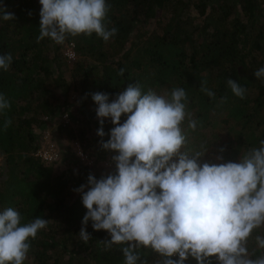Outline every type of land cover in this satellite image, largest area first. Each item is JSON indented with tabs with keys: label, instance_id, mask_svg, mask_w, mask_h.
I'll use <instances>...</instances> for the list:
<instances>
[{
	"label": "trees",
	"instance_id": "16d2710c",
	"mask_svg": "<svg viewBox=\"0 0 264 264\" xmlns=\"http://www.w3.org/2000/svg\"><path fill=\"white\" fill-rule=\"evenodd\" d=\"M106 3L107 27L118 29L114 37L105 42L93 33L69 36L56 44L50 38L37 42L39 0H0V6L14 14V19H0V54L10 53L13 58L7 71L0 69V94L10 103V108L0 112V212L9 207L17 210L21 223L37 217L48 220L31 241L24 264H124L122 245L108 248L103 243L111 239L106 230H94L89 221L86 231L91 238L85 243L79 235L87 209L75 189L85 185L87 191L90 174L99 180L115 172L111 157L116 153L101 144L110 139L114 125L105 118V136L97 135L100 123L93 93H106L111 102L130 84L158 94L184 88L186 111L200 122L193 132L184 121L187 147L193 152L202 145L207 148L199 158L201 164L239 162L264 140V78L254 75L264 67V20L260 16L264 0ZM67 42H73L76 53L70 67L62 53ZM120 69L125 70L123 75H118ZM228 78L246 89L243 99L231 92ZM202 82L216 93L215 99L200 91ZM72 93L74 98L67 103ZM223 97L226 100L221 102ZM65 111L69 121L59 124V131L78 139L84 149L91 148L95 161H111L112 172L93 173L80 164L68 175L34 155L44 117ZM126 118L122 115L121 123ZM5 119L12 121L7 130ZM256 234L264 235V227ZM249 250H255V256L264 254L254 239ZM140 254L148 264L160 260L151 249H141ZM185 264L198 262L189 257ZM212 264L218 261L212 258Z\"/></svg>",
	"mask_w": 264,
	"mask_h": 264
},
{
	"label": "clouds",
	"instance_id": "9594fccd",
	"mask_svg": "<svg viewBox=\"0 0 264 264\" xmlns=\"http://www.w3.org/2000/svg\"><path fill=\"white\" fill-rule=\"evenodd\" d=\"M40 25L37 42L50 38L63 44L67 37L91 36L105 42L117 34L109 29L106 0H39ZM31 15V13H29ZM0 19H14L0 6ZM110 23V21H108ZM10 53L0 54V69L12 63ZM120 69L118 75L124 74ZM264 78V67L254 72ZM231 92L241 99L246 89L231 78ZM200 91L215 99L216 93L204 82ZM100 123L97 135L103 138L105 118L114 127L110 139L101 140L111 157L115 172L99 180L88 176L85 185L75 189L82 194L87 209L79 232L85 243L91 238L86 231L89 221L96 231L106 230L111 239L106 247L122 245L124 264H148L141 260V249H151L160 257L158 264H185L189 257L198 264H264V254L249 250L254 239L264 250V235L254 232L264 227V140L251 148L239 162L200 163L207 152H193L184 128L196 131L198 120L186 111L184 88L170 93L146 92L136 83L118 93L111 102L106 93H93ZM226 97L221 98V102ZM10 103L0 94V112ZM122 115L126 120L121 123ZM5 119L4 130L11 125ZM221 160L222 157H217ZM20 213L9 207L0 212V264H24L31 241L45 229L48 220L37 217L21 223ZM127 245V246H124ZM178 257V259H173Z\"/></svg>",
	"mask_w": 264,
	"mask_h": 264
},
{
	"label": "rangeland",
	"instance_id": "374dc122",
	"mask_svg": "<svg viewBox=\"0 0 264 264\" xmlns=\"http://www.w3.org/2000/svg\"><path fill=\"white\" fill-rule=\"evenodd\" d=\"M192 14L197 17V10L193 9ZM260 16L261 19L264 20V8L261 11ZM66 64L67 67H70L72 65H69L67 62ZM73 98L74 94L72 93L70 97H68L67 103H71V100ZM64 107H66L65 110H67L68 106L66 104L64 105ZM65 113L67 112L65 111ZM45 120L46 123L42 125L41 132L39 136H37L39 138L38 149L40 147H44L49 142L54 145L57 151V158L49 164H53L56 171H65V173L69 175L71 173L76 172L77 166L81 164L90 168L93 173L105 174L112 172L113 164L111 161L106 159L101 161H95L91 157V148L84 149L83 145L78 139H69L65 133L59 131L58 125L66 122L60 119V115H56L53 118ZM79 151H82V155L79 154ZM84 157L87 158L89 161L84 160ZM1 159L2 158L0 156V162Z\"/></svg>",
	"mask_w": 264,
	"mask_h": 264
},
{
	"label": "built area",
	"instance_id": "2783aa9c",
	"mask_svg": "<svg viewBox=\"0 0 264 264\" xmlns=\"http://www.w3.org/2000/svg\"><path fill=\"white\" fill-rule=\"evenodd\" d=\"M62 53H63V56L65 57L66 62L69 65L73 64V62L76 60V53H75L73 42L65 43L62 48ZM44 118L48 119L47 116H45ZM60 119L66 121L65 123L69 121L67 113L61 114ZM79 154L82 155V151H79ZM34 155L38 156L46 164H49V163H52L54 160H56L57 151L54 145L51 142H49L44 147H40L39 149H37ZM84 160L89 161L85 157H84Z\"/></svg>",
	"mask_w": 264,
	"mask_h": 264
}]
</instances>
